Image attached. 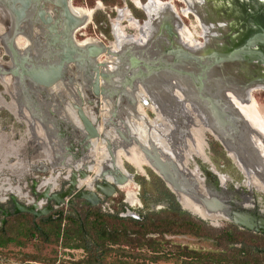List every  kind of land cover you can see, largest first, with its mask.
<instances>
[{
	"label": "rangeland",
	"instance_id": "1",
	"mask_svg": "<svg viewBox=\"0 0 264 264\" xmlns=\"http://www.w3.org/2000/svg\"><path fill=\"white\" fill-rule=\"evenodd\" d=\"M146 2L147 0H71L72 7L85 9L90 12L91 16L89 24L84 29L79 30L74 35V39L80 47L93 44L88 42L90 39L95 45L100 44L103 47H108L107 51H111L113 54H118L121 49L125 50L131 47L138 51L148 48L144 54H149L155 43H151L148 47L145 43L154 34L155 27L160 26V24L165 27V19H171L172 27H174V23L177 25L175 32L178 29L176 34L180 45L190 51H197L199 47L205 45V43L202 44V40L206 38V31L210 29L200 26L191 12L183 15V12L188 10V6L182 0H156L154 8L157 15L153 26L142 31L140 27L128 25L127 21H124L118 27L121 37L117 39L113 25L118 18V12L128 10L130 16L141 25L146 22L148 16L146 17L139 8V4ZM168 5H171L172 13L166 12L165 8ZM197 6L203 7L201 1L198 0L197 5H195L196 9ZM3 16L6 14L0 8V38L7 30ZM30 17L21 26L23 32L13 37V45L20 51L24 49V51L30 52L35 47L30 32H34L36 35L42 34V30L38 31L32 26L33 22ZM185 31L187 40L182 39ZM79 34L81 35L79 36ZM2 47L3 43L0 40V65L7 69L10 66L8 70L14 71V65L12 62H8V57ZM44 49H50L46 50V55H50V52L56 54V51L51 48ZM154 50L156 49L154 48ZM156 52L157 50L153 54ZM120 54L123 56V53ZM40 57L38 62L42 61ZM121 57L117 58L115 55L105 54L96 60V65L102 64L103 66L99 69L104 71H110L120 65L116 73L112 76L109 75V81L117 88L121 87L122 78L127 77L128 74L126 59L123 56L122 61H119ZM70 67L73 66L70 65ZM72 74L71 72L69 74L71 76L66 75L62 79V83L55 86L56 88H48L43 92L37 91L39 88L33 87L30 83H25L29 89L26 90L24 85L17 81L18 79H12L10 75L0 77V184H6L4 186L6 192L24 198L25 195L19 191L18 187H22L24 192H30L32 180L46 178L47 173L41 175L32 173L31 170L33 167H37L40 162L46 166L45 163L52 157L63 160L66 165L69 164L77 169L80 165H86L91 172L88 174V178L78 182V188L88 187L91 189L93 175L98 177L102 171L110 168L108 157L110 152L117 169L121 173L124 170L127 174L132 175L133 181L128 180L124 185H127L125 188L124 186L119 187L113 196L107 199L102 198L97 206L91 208L109 215L119 214L124 210L130 211L136 216L155 213L157 215L152 216V220L165 218L166 222L172 223L165 225L162 229L154 228V231L148 232L144 236L145 240L158 243L160 246L158 252L151 254L148 250L139 249L137 253L143 255L144 259L125 258L127 264H182L183 261H186V257L183 255L187 253L211 258L202 264H233L230 260L223 259L229 255L231 249H239L242 246L245 250L246 248L251 249V247L260 251L264 249L263 239L234 229L229 221L219 213L213 214L220 215L218 219L210 216V219L203 220L190 214L193 221L173 213L167 217L161 215L162 213L159 214L162 211L163 214L166 213L164 211L166 204L155 202L162 199L160 185L165 186L156 176V168L152 167L153 170L149 168L148 161L142 157V154L139 153L140 150L138 151L134 145V142L138 140L137 142L140 144L144 143L145 146L141 144V147L145 151L155 155L150 150V144L154 145L151 143L153 141L159 146V153L163 157L173 158V152L183 154L188 149L189 152L194 153L192 148L199 142L203 154L186 155L185 171L192 174L194 172V177L199 175L197 164L203 168V171L208 172L209 169L215 174L214 166L217 175L220 177V187L224 186L223 189L226 194H230L235 189L239 198L237 202L242 203L246 198L247 200L252 198L258 202L260 209L264 212V192L251 185L245 171L243 173L241 171L242 167L248 168L253 176L264 182V88L246 90L242 92L241 96L238 94L241 93V89H222L226 90L221 97L227 101L231 112L235 113L236 111L237 115H240L244 121V124H241L242 136L234 145L231 143L232 140H229L230 138L223 137L220 131H216L205 124L204 111L195 102L187 98V91L190 88L182 78L167 73H156L141 81L134 82L132 88L126 87L115 97H113L114 95L109 97L106 93L107 90L114 91L113 87L111 88V83L107 85L100 80V86L105 88V93L94 97L89 96L93 74H88L86 79L78 72L77 75L80 77L78 81L77 76ZM15 80L18 82L16 87ZM229 95L237 96L238 103L243 106L242 108L246 112L237 109L228 100L227 96ZM126 97L131 104L126 101ZM79 104L87 105V107L81 105L82 111L91 121L95 122L94 125L100 137L101 135L103 137L89 142L92 147L91 150L84 151V144L81 143L83 132L76 116V110L73 108V105ZM172 104L173 106L170 107ZM13 105H17V107L15 108ZM175 107L179 110L178 112L175 111ZM173 115H176L177 120L185 119L189 122L186 126V136L179 139L184 140V148H177V140L172 135L175 126V122L172 123L175 120ZM103 139L104 141L106 139L109 152L106 150ZM155 156L161 161L158 155ZM91 163L93 165H89ZM69 165L67 169L53 170L51 177L40 183V190L43 185L47 187V184L52 186L50 189L52 192L57 189L58 191L65 189L67 183L63 178H65L66 173L70 174V171H73ZM18 167L22 170L19 171ZM193 169L198 172L192 171ZM209 176L210 182L206 179L202 184L206 190L215 194L218 192L217 180L219 177L217 178L211 173ZM197 177L201 179L200 175ZM106 179L110 180L109 177ZM56 183L58 187L55 186ZM247 183L251 188L246 186ZM125 194L126 196L127 194H134L138 206L130 207L126 203ZM193 201L195 202V200ZM72 202H74L73 207L69 208L63 205L57 208L55 212H61L64 216L73 210L77 213L85 211L86 206L82 202L76 199H73ZM200 208L204 211L201 206ZM52 214L50 213V215ZM187 214L189 215L188 212ZM187 221L193 222L195 226L187 225ZM17 241L22 243V248H12L8 252H0V264H76L83 256L80 250L63 248L60 241L55 243L51 240L50 244H44L39 239L26 242ZM254 257H259L264 262L260 255ZM218 258H220L218 261L214 260Z\"/></svg>",
	"mask_w": 264,
	"mask_h": 264
},
{
	"label": "water",
	"instance_id": "2",
	"mask_svg": "<svg viewBox=\"0 0 264 264\" xmlns=\"http://www.w3.org/2000/svg\"><path fill=\"white\" fill-rule=\"evenodd\" d=\"M47 4L57 11V19H52L45 11L44 6ZM201 5L202 8L197 6L195 15L199 23L208 27L212 33V37L211 33L209 35L211 37L210 41L202 40V44L206 42L204 48L198 52L184 49L180 45L175 32V26H177L175 23L172 27L173 32H171L174 40L171 47L174 49H168L162 45L160 47L161 51H158L157 54H153L155 46L152 50L149 49L151 51L149 54H144L148 48L139 51L133 49L134 56L123 51L124 58L132 56V59L130 61H128V58L124 59L126 63H130V67L127 66L128 74L123 85H121V90L126 87L132 88L134 82L147 78L150 73H167L184 79L190 90L198 93L200 97L207 96L212 88L218 89V94H215L216 97L229 107L227 101L221 98L220 93L223 88L229 86L241 90L264 88V0H201ZM70 7L71 0H0V8L6 13V16H3L4 24L7 27L4 39L5 41L10 40L6 44L1 37L2 48L9 58V63L12 62L17 67L15 71H11L8 70L10 66H8V69L0 66V77L10 75L12 79H19L20 82L28 81L33 86L49 88L59 82L65 69L72 65L74 69L82 73L91 69L95 74L91 94L94 97L102 95L101 90L98 88L99 79L107 82L110 76L108 73L100 71L93 61L102 54L108 55V51L102 46L79 47L75 43L73 34L80 27L81 21L71 14ZM30 10L33 11L31 15H28ZM30 16L33 22L32 26L38 31L41 30L40 27L45 29L48 37L52 34L53 36H50L51 47H57L55 52L57 58L46 65L34 64L25 52L19 55L13 46L12 39H9L11 36L14 37L18 34L20 26ZM178 22L180 24V21ZM167 23L166 21L165 25L171 24ZM162 28L161 25L155 27L154 34L145 43L147 47L156 41L155 45L161 44L158 40L161 41L164 38L161 34ZM138 53L140 58L136 57ZM115 56L119 58L122 55L116 54ZM122 57L119 61H122ZM137 67L142 68L144 72L140 69V73L131 75L132 68ZM115 94L113 93V95ZM107 95L111 97L112 93H107ZM73 108L76 110V116L83 132V137H81V143L84 144L83 149L84 151L91 150L92 147L89 142L103 137L102 135L100 137L94 125L95 122L84 114L81 105H73ZM233 116L238 121L242 120L237 116L236 111ZM137 141L134 142V145L138 148V151L140 150L139 153L146 161L150 162L152 167L157 169L158 175L156 176L172 194L171 189L165 185L166 180L171 182L172 185V162H169V164L163 163L153 153L145 151ZM103 142H105L106 150H108L106 139L105 141L103 139ZM108 157L110 168L102 171L98 177L93 175L91 189L78 188V182L88 178V174L91 172L86 165H80L77 169L69 164L66 165L63 160H58L56 157L46 160V166H43L41 162L38 163L37 167H33L31 172L41 175L47 173V177L32 180L30 192H24L22 187H18L19 191L25 195L24 198L10 195V201L17 207L15 214L24 213L38 219L49 215L63 205L71 204L73 199L82 202L83 205L89 208L97 206L102 198L107 199L113 196L116 190L124 186L128 180L133 181L132 175L126 173L123 175L117 169L110 152ZM68 165L71 166L70 168L73 171H70V174L66 173L65 178H63L67 183L65 189L60 192L58 189L52 192L49 188L43 187L40 190V183L51 177L53 170L67 169ZM89 165H93V163ZM70 168L69 170H71ZM176 173L174 172V177L178 179ZM107 177L110 180H107ZM98 181L99 183H97ZM55 186L58 187V184L56 183ZM21 203L27 205V207L22 206ZM200 205L205 212L215 213L220 211L221 204L219 200L213 197H203L200 198ZM123 216L138 219V216L130 211H126ZM247 220L251 225H245L240 220L237 222L232 220V222L247 230H252L255 221H258L260 227L264 225L263 221L256 220L254 217L248 216Z\"/></svg>",
	"mask_w": 264,
	"mask_h": 264
},
{
	"label": "flooded vegetation",
	"instance_id": "3",
	"mask_svg": "<svg viewBox=\"0 0 264 264\" xmlns=\"http://www.w3.org/2000/svg\"><path fill=\"white\" fill-rule=\"evenodd\" d=\"M47 7V6H46ZM45 7V9H46ZM47 10V9H46ZM48 12V11H47ZM57 16V15H56ZM31 18V17H30ZM32 19V18H31ZM30 20V19H29ZM27 21V20H26ZM25 21V22H26ZM24 24V23H23ZM22 24V25H23ZM175 24V23H174ZM173 24V26H174ZM21 25V26H22ZM20 26V27H21ZM49 27V26H48ZM41 30H42V34H39V35H36L34 32H30L31 33V38H32V41H33V45L35 46L33 49H31V51L29 52L28 50L24 51L23 50H17V53L19 55H21L22 53L25 52L26 56L29 57L30 61H32L34 64H40V65H46L48 63H51L53 62V59H56L57 58V55L56 54H53L50 52V55H46V50H50V49H44V48H51L55 51H57V47L56 48H53L51 47V44H50V35L48 37V33L45 29H42V27H40ZM202 28V27H201ZM23 28L21 27L19 29V32H17L18 34L20 32H23L22 30ZM178 31V29H177ZM176 31V32H177ZM206 31V30H205ZM78 32V30H77ZM76 32V33H77ZM171 32H173V28L172 26L170 25H165V27L162 28L161 30V34L162 36L164 37L163 40H158L159 43L161 44H158V45H155V49L157 50L156 53H158V50L160 49L161 51V46L164 45L165 48H168V49H174L173 47H171V43L173 44V37H172V34ZM209 31H206V35ZM27 33V32H26ZM25 33V34H26ZM75 33V34H76ZM178 33V32H177ZM17 34V35H18ZM44 34V35H43ZM81 34H79L80 36ZM53 36V35H52ZM48 37V38H47ZM207 37V36H206ZM47 38V40H46ZM13 41V40H12ZM75 43L77 44L76 40L74 39ZM154 43H157L154 42ZM14 44V42H13ZM78 45V44H77ZM108 45V44H107ZM42 46V47H41ZM79 46V45H78ZM80 47V46H79ZM41 50H40V49ZM154 50V51H156ZM24 51V52H23ZM124 51L126 52H129L133 54V47L130 48V49H125ZM153 51V52H154ZM39 56H41L40 58L42 59V61L38 62V58ZM134 56V54H133ZM136 56V55H135ZM139 53L137 54V58H140L139 57ZM52 57V58H51ZM132 57V56H131ZM131 57H128L126 56L125 58H128L127 60L130 61V59H132ZM142 58V57H141ZM144 58V57H143ZM37 61V62H36ZM96 61V60H95ZM8 62H9V58H8ZM96 64V63H95ZM128 68L130 67V63H126ZM1 66V65H0ZM6 68V67H5ZM71 67L68 66L66 68V73L64 75H62V77L64 78L66 75H69L71 72L73 73L72 75L75 74V76H77V81L79 80V76L77 75V73L79 72L77 69H73L74 67ZM128 68H127V71H128ZM149 68V66H148ZM133 70L131 71V75H133L134 73L137 74V73H140V69L142 70V72H144V70L140 67H137V68H132ZM72 70V71H71ZM82 76H85L86 79L88 78V74H93V82L91 83V90H90V95L89 96H92L91 92H92V85L94 83V78H95V74L94 72L91 70V69H88L87 71L85 72H80ZM113 75V74H111ZM110 75V76H111ZM153 76L154 74H151L148 76ZM71 76V75H69ZM125 76V75H124ZM130 76V75H129ZM123 77V76H122ZM65 80V79H64ZM84 80V79H83ZM110 80V79H109ZM126 79L125 78H122L121 80V83L123 85V82L125 81ZM16 81V80H15ZM18 81V80H17ZM16 81V84H15V87L16 85L18 84V82ZM62 79L60 82H58L57 84H61L62 83ZM100 81V80H99ZM21 83V82H20ZM19 83V84H20ZM25 83L28 84L30 82L28 81H25L23 83V87L26 89V90H29L26 86H25ZM31 84V83H30ZM55 84V86L57 85ZM113 83H111V88L113 87L114 89V92H111V90H107L106 93H116L113 97L115 96H118L120 94V90H121V87L120 88H117L116 86H113L112 85ZM32 85V84H31ZM99 85V88L100 90L103 89L101 86H100V83L98 84ZM53 86V87H55ZM58 87V86H57ZM116 87V88H115ZM37 88V87H36ZM39 89L37 91H40L43 92V90H46L48 88H41V87H38ZM52 88V87H51ZM56 88V87H55ZM105 89V88H104ZM119 89V90H118ZM226 90V89H224ZM224 90H221V96L222 94L225 92ZM247 90V89H246ZM246 90H241V93H238L240 96L242 94V92L246 91ZM218 89H215V88H212L209 93L207 94V96L205 97H200L198 95V93H196L195 91L193 90H188L187 92V98L193 102H195V104L199 107H201L203 109V113L205 115V124L207 126H210L212 129L214 130H218L222 133V136L225 138H230L229 140H232L231 143H234V145L236 144L237 141L240 140L241 136H242V131H241V128H242V125L241 124H244V121L243 119L241 118L240 115H237L239 118H241L242 120L238 121L234 116H233V113L231 112V110L229 109V107H227L223 102L220 101V99H218L216 97L215 94H218ZM250 96H251V93H250ZM112 97V98H113ZM222 98V97H221ZM242 98V97H241ZM123 99V97H122ZM126 101H128L129 104L130 103V100L127 99L126 97ZM83 103V102H82ZM167 103V102H165ZM121 104H122V100H121ZM80 105V104H79ZM82 105V104H81ZM167 105V104H166ZM15 108L17 107V105H13ZM83 107H87V105H82ZM165 106V105H164ZM172 105H170V107H172ZM18 107H19V104H18ZM90 107V106H88ZM7 108V107H6ZM8 109V108H7ZM11 113H13V111H11L10 109H8ZM172 110V109H171ZM230 110V111H229ZM174 111V110H173ZM175 111H179L177 110V108L175 107ZM172 112V111H171ZM180 113V112H179ZM14 114V113H13ZM173 114V113H172ZM16 115V114H14ZM175 117V120H173L172 123H174V127H173V130H172V135L175 137V140H177V145L178 147L177 148H184L185 146V142L184 140H179L183 137L186 136V131H187V123H189L187 120H182V119H176V115H173ZM243 121V122H242ZM241 122V123H240ZM207 132V131H205ZM173 140V139H172ZM264 141V140H263ZM147 142V141H146ZM145 142V143H146ZM10 143V142H9ZM153 143L154 145H151L150 144V150H152L154 152L155 155H158L159 156V146L156 145V143H154L153 141L151 142ZM144 145V143H141ZM145 146V145H144ZM64 147V146H63ZM145 150V149H144ZM225 150V149H224ZM62 152V151H61ZM226 152V151H225ZM205 153V152H204ZM188 154H195V155H202L203 153H201V151L199 153H191L187 150L184 151V153H178V154H175V152H173V158L172 157H163L162 154H160V159L163 163H168L169 162H172V169H173V176H172V185H173V189L170 185H168V183L166 182V187L168 186L169 189H171L173 192H172V199H173V202L177 205L178 209L184 213L187 214V212L189 213V216L191 217V215H196L199 217V219L203 220V219H210V216H214L216 217V219H218V215H213V214H216V213H219L221 214L225 219H227V221H229L230 225L238 230V231H241L243 232L244 234H248V235H251L255 238H261L264 240V225L263 226H259L258 225V221H255V223L253 224V227H252V230H247L245 228H242V227H239L238 225L234 224L232 222V220H235L236 222L237 221H242L244 222L245 225H251L248 220H247V217H254L256 218V220H260V221H263L264 222V212L260 209V205L258 204L257 201H254L252 198H250L249 200H247V198L245 199V201H243L242 203H239L237 202V199L238 198V195H237V190L234 189L233 192H231L230 194H226V192H224L225 190L223 189V187L221 188L220 187V177L217 175V172L215 170V167L213 166L214 168V171H215V174L212 173L211 171H209L208 169V172H205L203 171V168L199 167L197 164H196V167L199 171V175L201 176V179L197 176L199 175H195L194 177V172L193 174L192 173H189V172H186L185 169V156L188 155ZM227 154V153H226ZM177 155V156H176ZM208 155V153H207ZM228 156V155H227ZM207 161V160H206ZM233 162V161H232ZM150 162H148V166L149 168L152 169V166L149 165ZM235 165V164H234ZM236 166V165H235ZM187 168H188V164H187ZM237 168V167H236ZM238 169V168H237ZM153 170V169H152ZM195 169H193L192 171H194ZM239 170V169H238ZM191 171V170H190ZM196 172H198L197 170H195ZM240 171V170H239ZM242 171V169H241ZM240 171V173H241ZM155 174L158 175V171L157 169L155 170ZM174 172L176 173L179 181L177 178H175L174 176ZM171 173V172H170ZM213 174L215 175V177H219V179L217 180L218 181V184H217V193H211L209 192L208 190H206L204 188V185L202 184L204 180L207 179V181H209V174ZM243 173V171H242ZM241 173V174H242ZM198 174V173H197ZM129 175V174H128ZM179 175V176H178ZM243 175V174H242ZM244 177V175H243ZM245 178V177H244ZM246 179V178H245ZM167 181V180H166ZM210 182V181H209ZM263 182V181H262ZM6 185V184H5ZM4 184H0V252H8V250H12V248H18V249H21L22 248V243L20 244L19 241L17 240H20V242H26V241H33L34 239H39L40 240V236H39V232L38 230L39 227H43L44 225H41V223L45 220H47L49 217L51 218H56L57 217V212H52L53 214L52 215H47L45 217H40L38 219H34L32 216L28 215V214H24V213H19V214H15L16 210H17V207L15 206V204H13L9 197L12 193H9V192H6L5 191V186ZM127 186V185H126ZM124 186V188L126 187ZM130 186V185H129ZM211 187L212 184H210ZM247 187H250V185H246ZM167 187V188H168ZM87 189H90L88 187H85ZM191 191V197H190V191ZM255 188V187H253ZM257 189V188H256ZM247 190H250L247 188ZM60 192V191H59ZM224 195V196H223ZM126 196V194H125ZM134 197V202H132V198ZM205 198V197H213L217 200L220 201V211H217L215 213H208V212H205V211H202L203 215H201L200 213H193L189 207L190 206H197L199 209L200 208V198ZM182 198H185L188 205H183V202H182ZM195 200V202L193 201ZM126 203L130 206V207H136L138 206V201L137 199L135 198V195L132 194V196H129L127 194L126 196ZM137 204V205H135ZM22 206L24 207H27V205L21 203ZM74 205V202H72L71 204H68L66 205L67 207L71 208L73 207ZM135 205V206H134ZM128 206V207H129ZM181 206V207H180ZM202 207V206H201ZM203 208V207H202ZM124 210V209H123ZM204 210V209H203ZM127 210H124L123 212L121 211V213H116V215L120 218H123V219H131V218H128V217H124L123 215L125 214ZM191 214V215H190ZM109 215V214H108ZM142 217L141 216H138V219H131V220H139L140 218ZM17 228V229H16ZM34 229H37V231H34ZM256 231V232H255ZM42 242V241H40ZM43 243V242H42ZM45 244V243H44ZM264 252V249L262 250ZM260 256L262 257V254H260ZM27 258H29L28 256H26ZM263 257H264V254H263ZM186 261H188V259H185ZM183 263V262H182Z\"/></svg>",
	"mask_w": 264,
	"mask_h": 264
},
{
	"label": "trees",
	"instance_id": "4",
	"mask_svg": "<svg viewBox=\"0 0 264 264\" xmlns=\"http://www.w3.org/2000/svg\"><path fill=\"white\" fill-rule=\"evenodd\" d=\"M160 187L162 199L155 202L166 204L164 210L166 213L163 214L162 211L159 214L162 213L161 215L167 217L173 213L192 220L193 218L188 214L178 209L173 202L172 195L162 185ZM155 215L157 214L148 213L139 220H131L120 218L116 214H102L93 208L85 207V211L77 213L73 210L64 216L58 212L56 218L49 217L43 221L41 225L44 226L39 227L38 232L40 241L45 244L60 241L61 246L65 249L80 250L83 256L76 264H127L125 258L144 259L143 255L137 253L139 249L148 250L151 254L160 250L158 243L145 240L144 236L148 232L154 231V228L162 229L165 225L172 223L166 222L165 218L152 220V216ZM186 223L195 226L191 221ZM243 247L231 249L229 255L223 259L230 260L233 264H264L259 257H254L260 254L263 257V251L252 247L245 250ZM249 251L251 252L249 253ZM183 256L188 261H183L182 264H202L204 261L211 260V258L201 257L194 253H187ZM219 259L214 260L218 261Z\"/></svg>",
	"mask_w": 264,
	"mask_h": 264
},
{
	"label": "bare ground",
	"instance_id": "5",
	"mask_svg": "<svg viewBox=\"0 0 264 264\" xmlns=\"http://www.w3.org/2000/svg\"><path fill=\"white\" fill-rule=\"evenodd\" d=\"M182 1H184V3L188 6V10L187 11H184L183 12V15L185 16L188 12H191L192 14H193V16L197 19V17H196V15H195V11H196V8H195V5H197V3H198V0H182ZM199 1H201V0H199ZM156 4V0H147V2L145 3V4H139V8L145 13V15H146V17L148 16V18H147V20H146V22H144L143 24H141L140 25V23H138L137 22V20L135 21L131 16H130V14H129V11L128 10H121V11H119L118 13V18H117V20H116V23L113 25V28H114V32H115V37H117V39H119L121 36H120V34H121V32H120V29H118V27H120V24L122 23V22H124V21H127V23H128V25L130 24V25H133V26H136V27H140V29L143 31V30H146V29H149L150 27H152L153 26V22H154V20H155V18H156V15H157V12H156V10H155V8H154V5ZM47 6V7H46ZM45 7H46V9H45ZM44 9H45V11L49 14V16L52 18V19H57L56 18V15H57V11L56 10H54V8L51 6V5H49V4H47V5H45L44 6ZM165 10H166V12L167 13H172V7H171V5H168L166 8H165ZM33 11V10H32ZM32 11L30 10L29 11V13H32ZM5 12V11H4ZM70 12H71V14L75 17V18H77V19H79L80 21H81V25H80V27L77 29L78 31L79 30H81V29H84V27H86L88 24H89V22L91 21V16H90V12H87L85 9H81V8H74V7H70ZM6 14V13H5ZM198 20V19H197ZM165 21H168V23L170 22L171 23V19H165ZM199 22V21H198ZM161 25V24H160ZM199 25L200 26H203L201 23H199ZM203 27H205V26H203ZM21 28V27H20ZM19 28V29H20ZM207 29H208V27H207ZM77 30H76V32H77ZM7 30H5V32H6ZM19 31V30H18ZM209 32L207 33V37L205 38V39H207V41L209 40L210 41V39H211V37H212V33H211V31L210 30H208ZM3 33L2 34V41L4 40L5 41V39H4V37H5V34L6 33ZM75 32V33H76ZM75 33L73 34V35H75ZM210 33H211V37L209 36L210 35ZM15 37V36H14ZM9 39H12L13 40V36H11ZM182 39L183 40H187V34H186V31H185V33L182 35ZM1 40V39H0ZM73 40H74V36H73ZM1 41V42H2ZM10 41V40H9ZM8 40H6L5 42H6V44H8V42H9ZM88 42H91V43H93V44H91V46H94V47H99V46H102V45H100V44H98V45H95V43L92 41V40H88ZM12 43H13V41H12ZM205 45H206V42H205ZM14 46V45H13ZM88 46H90V45H88ZM182 46V45H181ZM84 47H86V46H84ZM103 47V46H102ZM183 48H184V46H182ZM107 48L108 47H104V49L107 51ZM204 48V45L203 46H201V47H199V49L197 50V51H195V52H198V51H201V49H203ZM184 49H186V48H184ZM188 50V49H187ZM123 49H121V51H119V53H123ZM118 53V54H119ZM102 55H105V54H102ZM108 55H111V56H113V55H116V54H113L111 51H108ZM121 55V54H120ZM98 59V58H97ZM96 59V60H97ZM118 60V59H117ZM93 62H95L96 63V61L94 60ZM119 64V63H118ZM127 65V64H126ZM97 66L100 68L101 66H103L102 64H97ZM16 66H14V69L16 70L17 69V67L15 68ZM120 67V65H118L117 66V68H115V69H112V70H110V71H104V70H101L100 69V71H102V72H105V73H108L109 75H111V74H114V73H116L117 71H118V68ZM14 70V71H15ZM99 71V70H98ZM65 73H66V69H65V71H64V75H65ZM63 75V76H64ZM112 76V75H111ZM115 76V75H114ZM62 79H63V77H62ZM100 80V79H99ZM18 81H19V79H18ZM61 81V80H60ZM59 81V82H60ZM25 81H22L21 83L23 84ZM58 83V82H57ZM56 83V84H57ZM107 85H109V83H111V81H108V82H105ZM53 86H55V84L53 85ZM53 86H51V87H53ZM33 87H37V86H33ZM51 87H49V88H51ZM38 88V87H37ZM42 88V87H41ZM98 88H99V85H98ZM227 88H233V89H235V87L234 86H230V87H227ZM100 89V88H99ZM105 89L103 88V89H101V93L102 94H104L105 93V91H104ZM257 90V89H256ZM261 90V89H260ZM99 96V95H98ZM97 96V97H98ZM228 97V100L237 108V109H239L240 111L242 110V111H244V112H246V110L245 109H243L242 107V105H240L239 103H238V101H237V96H235V95H229V96H227ZM225 142V141H224ZM264 147V146H263ZM201 151V147H200V143L199 142H197L196 143V145L192 148V152H195V153H199ZM229 155H231L232 157H234L231 153H228ZM242 169V171L244 172L245 171V174H246V177L248 178V180H249V183L251 184V185H254V186H256L258 189H260V190H262L263 192H264V182H262L261 180H259L258 178H256L255 176H253L249 171H248V168H245V167H242L241 168ZM126 172H124V170L122 171V174L124 175ZM127 174V173H126ZM167 183H168V185H170L171 187H172V189H173V185H171V182H169L168 180L166 181ZM166 184V183H165ZM44 186H46V185H43V187ZM51 185H49V184H47V188H49V189H51ZM168 187V186H167ZM121 188V187H120ZM169 188V187H168ZM172 191V190H171ZM173 192V191H172ZM129 196H132V194L131 195H129ZM134 197L131 199L132 200V202H134ZM182 202H183V205H188V203H187V201H186V199L185 198H182ZM40 205V204H39ZM189 209L193 212V213H200L201 215H203V213H202V211H201V209H199L197 206H195V205H193V206H190L189 207ZM204 216V215H203Z\"/></svg>",
	"mask_w": 264,
	"mask_h": 264
},
{
	"label": "crops",
	"instance_id": "6",
	"mask_svg": "<svg viewBox=\"0 0 264 264\" xmlns=\"http://www.w3.org/2000/svg\"><path fill=\"white\" fill-rule=\"evenodd\" d=\"M15 164H16V163H15ZM18 169H19V171H21V170H22L20 167H18ZM18 169H16V170H18Z\"/></svg>",
	"mask_w": 264,
	"mask_h": 264
}]
</instances>
